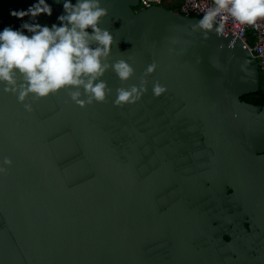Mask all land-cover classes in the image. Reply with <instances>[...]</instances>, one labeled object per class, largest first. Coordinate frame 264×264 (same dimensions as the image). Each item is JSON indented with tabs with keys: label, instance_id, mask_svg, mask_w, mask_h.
Wrapping results in <instances>:
<instances>
[{
	"label": "water",
	"instance_id": "water-1",
	"mask_svg": "<svg viewBox=\"0 0 264 264\" xmlns=\"http://www.w3.org/2000/svg\"><path fill=\"white\" fill-rule=\"evenodd\" d=\"M37 2L0 0V31L59 26L64 0L35 21L10 15ZM138 5L100 0L109 62L134 68L126 82L104 74V102L62 89L29 95L27 112L0 83V264H264V104L244 99L260 88L256 59L216 24ZM142 79L138 101L114 105Z\"/></svg>",
	"mask_w": 264,
	"mask_h": 264
},
{
	"label": "clouds",
	"instance_id": "clouds-1",
	"mask_svg": "<svg viewBox=\"0 0 264 264\" xmlns=\"http://www.w3.org/2000/svg\"><path fill=\"white\" fill-rule=\"evenodd\" d=\"M213 5L194 28L212 30L219 17L215 30L220 33L229 18L248 25L264 18V0H213ZM63 9L64 14L58 17L59 26L25 21L20 29L7 26L0 31V83L5 85L4 92L17 96L27 112L33 111L31 104L24 103L29 95L40 99L62 89L80 107L104 102L112 91L102 79L108 70L114 71L122 82L134 75V68L126 60L109 62L113 37L99 27L101 18L107 15L100 0H77L75 4L64 0ZM41 14L52 15V7L46 0H38L27 10L10 12L22 21L25 17L35 21ZM23 30L32 35H25ZM155 68V63L150 64L145 75ZM146 85L147 81L142 79L139 86L116 89L114 105L135 103L147 91ZM165 91L158 82L153 86L155 96ZM3 164L10 166L12 161L5 157ZM6 171L0 167V173Z\"/></svg>",
	"mask_w": 264,
	"mask_h": 264
},
{
	"label": "built area",
	"instance_id": "built-area-1",
	"mask_svg": "<svg viewBox=\"0 0 264 264\" xmlns=\"http://www.w3.org/2000/svg\"><path fill=\"white\" fill-rule=\"evenodd\" d=\"M164 1L172 2L171 0H139V5L140 9H147L153 6H162ZM212 6H214L213 0H178L175 11L182 15L202 19L207 9ZM218 21L219 17H217L216 25H218ZM223 30L244 41L252 56L258 61L259 71L264 78V18L258 19L254 25L240 24L229 18L225 22ZM249 36L254 39L252 43L249 41Z\"/></svg>",
	"mask_w": 264,
	"mask_h": 264
},
{
	"label": "rangeland",
	"instance_id": "rangeland-1",
	"mask_svg": "<svg viewBox=\"0 0 264 264\" xmlns=\"http://www.w3.org/2000/svg\"><path fill=\"white\" fill-rule=\"evenodd\" d=\"M171 1H172L171 3H166L164 1L162 6H164L167 9H171V10L175 11V5L177 4L178 0H171ZM135 9L139 10L140 9V5L135 7ZM249 41H250V43H252L254 41V39L250 38V36H249ZM256 64H258L257 60H256ZM259 84H260L259 90H263L264 89V78H263V75L261 74V72H260V82H259ZM260 93L261 94L247 95L245 99L247 101H249V102H252V103H263L264 104V92L261 91Z\"/></svg>",
	"mask_w": 264,
	"mask_h": 264
},
{
	"label": "trees",
	"instance_id": "trees-1",
	"mask_svg": "<svg viewBox=\"0 0 264 264\" xmlns=\"http://www.w3.org/2000/svg\"><path fill=\"white\" fill-rule=\"evenodd\" d=\"M263 91V90H259L258 92L256 93H252V94H261L260 92ZM252 94H249V95H252ZM247 96V95H246ZM246 96H244V99L246 98ZM254 104H263V103H254Z\"/></svg>",
	"mask_w": 264,
	"mask_h": 264
}]
</instances>
